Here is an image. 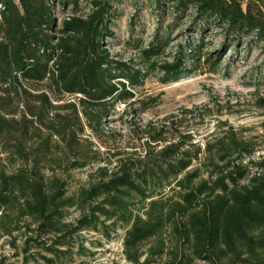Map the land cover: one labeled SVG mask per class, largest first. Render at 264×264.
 Masks as SVG:
<instances>
[{"label":"trees","instance_id":"trees-1","mask_svg":"<svg viewBox=\"0 0 264 264\" xmlns=\"http://www.w3.org/2000/svg\"><path fill=\"white\" fill-rule=\"evenodd\" d=\"M114 1L0 0V237L12 248L21 240L24 258L42 249L51 259L41 260L60 264L81 232L107 237L106 223L121 224L128 264L163 254L168 264H264V158L249 162V176V143L225 131L200 146L172 118L130 123L126 143L108 127L143 80L108 53ZM144 3L160 20H188L191 53L213 34L224 49L250 40L264 50V0ZM157 42L140 51L146 75ZM183 59L158 68L162 82L181 73Z\"/></svg>","mask_w":264,"mask_h":264},{"label":"rangeland","instance_id":"rangeland-1","mask_svg":"<svg viewBox=\"0 0 264 264\" xmlns=\"http://www.w3.org/2000/svg\"><path fill=\"white\" fill-rule=\"evenodd\" d=\"M144 2L114 1L113 37L106 40L108 53L132 71H140L143 80L133 90L132 99L115 105L114 113L107 118L108 127L119 132L126 143L131 141L127 133L133 125L172 118L180 122L179 130L191 133L194 143L200 146L231 131L238 140L253 147L252 156L243 165L247 164L249 176L256 173L249 162L264 158V107L259 104V99H264V50L250 40L224 49L222 37L213 34L204 39L201 52L191 53L197 38L191 33L188 20L172 24L169 15L160 20L145 8ZM157 39L163 47L151 58L154 72L146 75L149 68L140 51L157 45ZM181 56L184 58L181 73L174 80L162 82L164 76L158 68L175 63ZM207 58L213 66L205 62ZM201 169L202 177L206 178ZM87 172L75 174L79 183L84 182ZM77 219L78 213L69 211L66 221L75 223ZM105 226L109 227L107 237L103 232H81L75 237L68 257L60 264H128L123 256L125 227L121 224L113 227L111 223ZM167 234H163L166 245ZM153 245L151 240L141 247L144 254L141 263ZM21 251V240L12 248L8 238L0 237V264H47L41 257L51 259L42 249L29 250L26 258ZM148 259L149 264L169 263L167 254L149 255Z\"/></svg>","mask_w":264,"mask_h":264}]
</instances>
